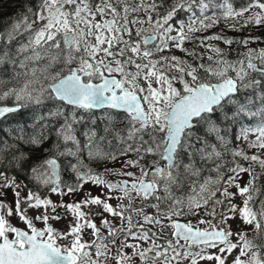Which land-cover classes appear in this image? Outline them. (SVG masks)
<instances>
[{"label":"snow or ice","instance_id":"obj_1","mask_svg":"<svg viewBox=\"0 0 264 264\" xmlns=\"http://www.w3.org/2000/svg\"><path fill=\"white\" fill-rule=\"evenodd\" d=\"M221 21L264 26V0H35L0 30V264H228L233 252L231 264H264V48L248 47L264 41L196 35ZM208 41L247 51L229 60ZM129 154L119 169L85 163ZM89 183L107 191L67 204L38 191L64 197ZM69 214L67 230L49 223Z\"/></svg>","mask_w":264,"mask_h":264},{"label":"rangeland","instance_id":"obj_2","mask_svg":"<svg viewBox=\"0 0 264 264\" xmlns=\"http://www.w3.org/2000/svg\"><path fill=\"white\" fill-rule=\"evenodd\" d=\"M173 34H175V33H173ZM261 41H264V39H262ZM208 43L209 44H216L218 47H220L224 51V53L227 56V58L229 60H233V61L241 58L240 57V54L247 51V49L244 46H242V45L239 48H232L235 45V43L233 45H231V46L224 45L222 42H217V41H208ZM248 47L253 48V49L264 48V43H262L260 41H257L256 43L249 44ZM198 52H205V50L202 49V51H201L199 49ZM165 54H175L177 56H180L181 58H185V59L188 58V57H185L183 53H181V52H179L178 50H175V49H173L171 53H165ZM211 54L212 53H210V52H206L205 53V58L202 61H200V62L205 63V64L211 63L210 61L207 60V55H211ZM174 74H176V73H174ZM255 151H256L255 149H251L250 150V153H253ZM261 154L264 155V152H262ZM131 155L133 156L134 159L136 158V156L134 154H131ZM37 158H42V157H37ZM124 159H125L124 157H122V158L120 157L118 161L100 162L101 163L100 167H98L95 163H91V162H89L87 160H85V163H88L89 166L92 167L95 171L103 172L105 167H107V168H114V169L121 168L122 161ZM150 160H151V158L147 159V161H150ZM141 163H143V161H141ZM97 167H98L99 170L97 169ZM131 168L132 167H129V168L125 169V170L126 171H130ZM134 170H136V171L139 172V169H137V168H134ZM123 178H128V177L114 176V175H110V174H107V173L105 174V179L110 180V181H113V182L118 181V180H121ZM63 179H65L69 183H71L72 182V179H74V178H70L69 175L67 173H65L64 176H63ZM245 179H247V176H245ZM38 191H39V194L42 197H50V199L54 203H60L61 200H62L63 203L67 204V203H71V202L80 200L89 191L91 192V194L93 196H97V195H100L102 191L106 192L107 190L106 189L99 188V187H94V186H92L89 183V184H85L84 185L83 190L81 192H78V193H75V194H72V195H66L64 197H60L59 195H56V194H51L49 191H47L45 189H39ZM232 191H235V189H232ZM26 195H27V189H23L21 191V196L23 197V196H26ZM116 195H119V193H115L114 192L113 193V196H116ZM5 199H6V202L9 203L10 205H12V207L14 208V206H15L14 205V197H13V194H12L11 189H8L7 190V195H6V198ZM108 202L111 205H113V206H115V205H117L118 203H121V202L124 203V204H127L128 203L127 200L119 201L117 199H111ZM151 202H154V201H151ZM234 202L239 204L240 203L239 197H237ZM140 204H141V201L139 199H136V200L133 201V206L134 207H140ZM92 208H93L94 211H98L99 210V209H96L95 206H92ZM57 211L60 212L61 214L64 213V210L63 209H57ZM85 211H87V209H85ZM144 212L146 214H153V215H155L156 214V209L145 206ZM37 214L38 213L35 210H32V209H29L28 210V215L30 217H34ZM201 215H203V213H201ZM105 216H107L108 219L112 221V223H113L114 226L119 227L121 225V221H120L119 218L111 217L108 214H105ZM198 218L199 217H196V218L187 217L186 219H192L193 222L195 223V220L198 219ZM10 219H11V222L13 223V225H15L17 227L25 228V225L22 222H20L18 220V218L12 217ZM70 219H71V215L69 214L68 217H67V219L60 220V221L50 220L49 223L54 228H56V229L67 230L68 220H70ZM92 219L97 224V226L100 225V217L93 215L92 216ZM133 221L134 222H136V221L142 222V219L139 216L133 215ZM229 223L232 224L233 231L235 232L237 230V226L240 224V221L237 219V220L229 221ZM35 225L36 226H39V227H44L43 223H41V222H35ZM146 227H151L152 228V231H158V228L157 227H154L153 228L150 225H148ZM201 227H204V225H201ZM101 230L104 231L105 234H107L106 233V230H104V229H101ZM249 236L251 237V233H249ZM169 238H170V231L166 230V232H165L164 236L162 237V239H169ZM84 239L85 240L92 239V237H91V230H86L85 235H84ZM233 239H235V237H233ZM126 251L131 252V249H126ZM213 251H215V250H213ZM236 254H237V252H233V254L228 257V264H231V260L234 258V256ZM137 264H138V261H137ZM201 264H208V262L202 261ZM212 264H215V262L213 261Z\"/></svg>","mask_w":264,"mask_h":264},{"label":"trees","instance_id":"obj_3","mask_svg":"<svg viewBox=\"0 0 264 264\" xmlns=\"http://www.w3.org/2000/svg\"><path fill=\"white\" fill-rule=\"evenodd\" d=\"M29 5H35V0H0V30H3L10 26V24L15 21L17 18L21 17L27 6ZM260 37L261 40L264 39V26H250L245 28V33L242 36L248 37ZM3 103L12 105L11 100H7ZM121 116H123V113H120ZM26 117V113L24 111H21L19 114H16L13 119L17 120H23ZM12 127H15L14 124L11 125ZM121 126L122 125H118ZM147 139V137H145ZM250 139H254V137L250 136ZM47 147V145H45ZM246 147V145H245ZM249 154L250 150H249ZM37 157H43V153H38L34 159H37ZM243 163V161H241ZM98 167H100L101 163H95ZM27 167V165H25ZM97 167V169H98ZM3 170V169H0ZM99 170V169H98ZM11 175H15L17 182L23 181L27 184L28 188L32 189L33 191H37L36 186L31 183L28 180L27 174L24 172H17L15 169H13L10 173Z\"/></svg>","mask_w":264,"mask_h":264},{"label":"flooded vegetation","instance_id":"obj_4","mask_svg":"<svg viewBox=\"0 0 264 264\" xmlns=\"http://www.w3.org/2000/svg\"><path fill=\"white\" fill-rule=\"evenodd\" d=\"M242 3H245V0H237V5L239 4H242ZM210 14V13H209ZM178 19H185L186 20V16L184 13H180L179 16H178ZM174 23V27H178V25ZM245 33V28L243 30H233V29H229L228 27H226L225 23L223 21H221L217 26H215L214 28L212 29H209L207 30L206 32L204 33H197L196 35H206V36H211L213 34H221V35H225L229 38H233L234 40L236 39H241L243 38L242 36L244 35ZM241 45H238V44H235L232 48H239ZM185 47H188L189 49L193 48L194 47V44L193 43H186L185 44ZM199 49L202 51L201 48L197 47L196 48V51L198 52ZM187 59H191L190 57H188ZM174 74V73H173ZM97 115L100 116L101 115V112L100 111H97ZM99 127V125H98ZM123 157V156H122ZM121 157V158H122ZM125 159L126 158H133V156L131 154H129V157H124ZM152 159V157H149ZM148 158V159H149ZM149 161L145 160L143 161L144 164H147ZM130 171L136 173L137 175H139V172L134 170V168H131ZM123 179H130V178H123ZM154 228V227H153Z\"/></svg>","mask_w":264,"mask_h":264},{"label":"water","instance_id":"obj_5","mask_svg":"<svg viewBox=\"0 0 264 264\" xmlns=\"http://www.w3.org/2000/svg\"><path fill=\"white\" fill-rule=\"evenodd\" d=\"M9 106H11V105H9ZM21 228V227H20ZM37 228H42V227H37ZM23 229V228H22Z\"/></svg>","mask_w":264,"mask_h":264}]
</instances>
